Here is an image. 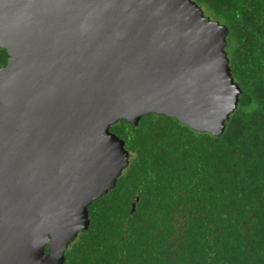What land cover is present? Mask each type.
Instances as JSON below:
<instances>
[{"label": "water", "instance_id": "1", "mask_svg": "<svg viewBox=\"0 0 264 264\" xmlns=\"http://www.w3.org/2000/svg\"><path fill=\"white\" fill-rule=\"evenodd\" d=\"M228 36L193 0H0V264H66L130 165L113 125L223 135L242 95Z\"/></svg>", "mask_w": 264, "mask_h": 264}, {"label": "trees", "instance_id": "2", "mask_svg": "<svg viewBox=\"0 0 264 264\" xmlns=\"http://www.w3.org/2000/svg\"><path fill=\"white\" fill-rule=\"evenodd\" d=\"M193 1L229 28L238 108L220 136L156 114L113 125L130 165L66 264H264V0Z\"/></svg>", "mask_w": 264, "mask_h": 264}]
</instances>
